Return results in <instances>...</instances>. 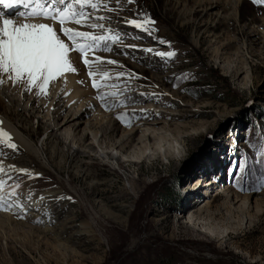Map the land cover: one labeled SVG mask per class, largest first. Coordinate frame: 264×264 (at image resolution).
I'll list each match as a JSON object with an SVG mask.
<instances>
[{"label": "rangeland", "instance_id": "rangeland-1", "mask_svg": "<svg viewBox=\"0 0 264 264\" xmlns=\"http://www.w3.org/2000/svg\"><path fill=\"white\" fill-rule=\"evenodd\" d=\"M236 2L106 0L89 13L107 19L88 21L105 28L83 31L119 35L95 52L118 65L94 77L119 87L93 89L72 53L76 92L63 77L46 97L10 91L45 99L34 116L1 98L30 151L0 144V162L31 177L0 173L10 208L0 211V264H264V0ZM145 18L150 35L126 23ZM104 71L124 75L104 80ZM59 109L81 117L56 136Z\"/></svg>", "mask_w": 264, "mask_h": 264}, {"label": "snow or ice", "instance_id": "snow-or-ice-1", "mask_svg": "<svg viewBox=\"0 0 264 264\" xmlns=\"http://www.w3.org/2000/svg\"><path fill=\"white\" fill-rule=\"evenodd\" d=\"M134 0H128L133 3ZM259 2V0H257ZM23 5L29 9L24 13H19L24 19H41L49 22L41 23H23L17 25L12 18H5L7 13L4 9ZM31 5V8L29 6ZM78 6V7H77ZM86 7L92 10H99L101 7L107 9L106 0H0V86L6 81L11 82L13 87L23 85L26 92L35 90L37 96H47L50 83L55 82L58 78L65 77L66 74H78L74 66L72 53H78L82 63L88 69V76L92 78V88L99 90L102 87H119L118 85H109L98 82L94 77L99 73V66L102 64L118 65V61L102 58L95 55L98 50L111 51L108 46L109 40L115 42L119 40V35H96L90 31H80L76 28L68 27L72 23L80 27H90L93 30L104 29L103 23H88L89 20L104 21L105 16L92 17L89 12L85 11ZM126 23L149 35L153 31L146 27L148 24H155V21L145 18L143 21L137 19L127 20ZM59 25V27H55ZM111 32V29L107 30ZM63 37V38H62ZM103 45V47H102ZM146 51L151 52L152 49ZM92 53V59L89 54ZM159 57H174V52H156ZM96 66L95 71L93 66ZM104 80H119L124 74L117 73L115 76L108 71L101 73ZM83 84V81H78ZM112 95L115 99L119 93H101L96 96L99 101H104ZM141 95H144L141 93ZM118 102V101H117ZM105 110H111L108 105H102ZM125 116L128 114L125 113ZM120 119V117H117ZM129 117L128 126H131ZM2 124V121H0ZM0 137L6 138L0 140L6 148L17 150V145L12 142L11 135L0 129ZM18 173L27 174L31 177L28 169H17L15 165H9ZM0 173L8 175L0 162ZM9 179L11 177L9 176ZM7 181L0 179V211L9 210L3 206V193ZM19 184H14L8 191L9 197L17 194ZM70 199V198H69Z\"/></svg>", "mask_w": 264, "mask_h": 264}, {"label": "bare ground", "instance_id": "bare-ground-1", "mask_svg": "<svg viewBox=\"0 0 264 264\" xmlns=\"http://www.w3.org/2000/svg\"><path fill=\"white\" fill-rule=\"evenodd\" d=\"M236 5L238 4V0H236ZM70 2V0H69ZM31 8V5L29 6ZM78 7V6H77ZM85 11L87 12H90L92 9L90 7H86L84 9ZM94 11V10H93ZM94 17V16H92ZM5 18H12L14 20V23H16L17 25L19 24H23V23H41V22H49L50 21H45V20H41V19H24L23 17H20L18 15V12H14L10 15H7ZM0 26H2V20H0ZM68 27H72V28H76L80 31H83L85 30L83 27H80L78 25H75V24H68L67 25ZM55 27H59V25H55ZM89 58L92 59V56L89 54ZM64 78V81H65V89L64 91L66 92H69V90H73L75 89V92L77 90V87L75 85V81H74V78L73 76L69 73V74H66V78ZM19 86V85H18ZM4 92L2 91V93H0V100H2L1 98H8L9 101L14 105H18L21 103V105L23 104V108L21 110H23L24 112H27L29 113L30 115L34 116L35 114H40L41 111H44L43 110V98L39 99L40 100H37V98H32L31 96H29L26 92L24 94H22L20 96V98H16L15 96V92L14 93H11L10 91H13V89L17 88L16 87H13L11 82H7L4 84ZM59 90V89H58ZM63 92V90H62ZM65 92H63L65 94ZM18 93V92H17ZM58 93V92H57ZM62 94V93H61ZM60 94V95H61ZM62 94V95H64ZM55 95V94H54ZM66 95V94H65ZM73 97L77 98L78 96V93H74ZM71 96V95H70ZM55 97V96H54ZM53 97V98H54ZM62 96L58 97L61 99ZM73 97H71L73 99ZM57 98V97H56ZM54 98V99H56ZM63 98V97H62ZM70 98V99H71ZM74 98V99H75ZM57 100V99H56ZM26 102H29L31 106H35L36 102H38V104H40V106L38 105L37 107H34V108H27V109H24V105ZM1 103V102H0ZM20 107V106H19ZM73 112V111H72ZM79 113V112H78ZM75 113L73 112V114H71V112L67 115V116H64V112H62L60 109L56 112V117L54 118L52 124H50L49 126V130L52 131V135H56L59 131H61L62 129L64 128H69L70 127V123L73 122L74 120H77L79 119L81 116H79L78 118L76 117L77 115H74ZM0 121H2V124H0V129H3V131H6L8 132L11 137H12V140L15 141L16 143H18L20 146H22L23 148H25L27 151L29 150L30 151V144L26 138V136L24 135V133L20 130L19 127L15 126L14 123L12 122V120L9 118L8 115H6L5 113H1L0 112ZM63 121V122H62ZM76 126V124H75ZM67 129H65L66 131ZM69 131V130H68ZM66 134H67V131H66ZM58 136V134L56 135ZM142 140V139H141ZM158 147V146H157ZM148 148V147H147ZM160 148L164 149V146H160ZM161 150V149H160ZM145 151V150H144ZM149 151V150H148ZM163 151V150H162ZM146 155V152H143V154L140 156H145ZM132 155V158L136 159L138 156H134ZM9 165L7 164H3V167H8ZM56 193V192H55ZM55 193H53V196L55 195ZM52 196V197H53ZM44 197H47L46 195H44ZM49 197V196H48ZM51 197V196H50ZM39 203V202H38ZM46 203V202H45ZM35 208V207H33ZM10 218V217H9ZM8 218V219H9ZM7 219V220H8ZM10 221V219H9ZM11 222V221H10ZM84 231H85V228L83 227ZM71 230V229H70ZM75 230V229H74ZM82 231V232H84ZM71 232V231H70ZM66 233H68L66 231ZM65 233V234H66ZM64 234V235H65ZM70 234V233H69ZM78 234H80V231L79 232H76V233H73L72 232V235L70 238H68L70 240V242H68V244H73L75 245L77 241H79V236ZM70 236V235H68ZM79 243V242H78Z\"/></svg>", "mask_w": 264, "mask_h": 264}, {"label": "trees", "instance_id": "trees-1", "mask_svg": "<svg viewBox=\"0 0 264 264\" xmlns=\"http://www.w3.org/2000/svg\"><path fill=\"white\" fill-rule=\"evenodd\" d=\"M249 166H250V168H254L255 167V165H253L252 163L250 164V162L248 163L247 169L249 168ZM262 169H263V167L261 166V167H259L258 170L260 171Z\"/></svg>", "mask_w": 264, "mask_h": 264}]
</instances>
